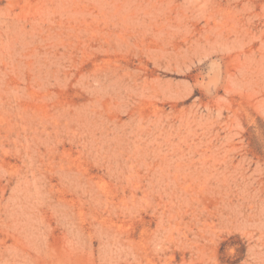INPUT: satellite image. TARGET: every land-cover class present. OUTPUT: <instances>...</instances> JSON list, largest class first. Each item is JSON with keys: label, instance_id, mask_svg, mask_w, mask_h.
Here are the masks:
<instances>
[{"label": "rangeland", "instance_id": "obj_1", "mask_svg": "<svg viewBox=\"0 0 264 264\" xmlns=\"http://www.w3.org/2000/svg\"><path fill=\"white\" fill-rule=\"evenodd\" d=\"M0 264H264V0H0Z\"/></svg>", "mask_w": 264, "mask_h": 264}, {"label": "bare ground", "instance_id": "obj_2", "mask_svg": "<svg viewBox=\"0 0 264 264\" xmlns=\"http://www.w3.org/2000/svg\"><path fill=\"white\" fill-rule=\"evenodd\" d=\"M229 47V46H228Z\"/></svg>", "mask_w": 264, "mask_h": 264}]
</instances>
